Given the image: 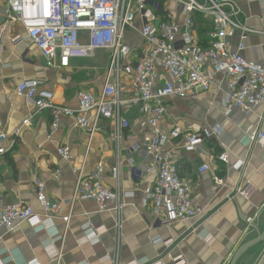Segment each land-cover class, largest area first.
Here are the masks:
<instances>
[{
	"label": "crops",
	"instance_id": "1",
	"mask_svg": "<svg viewBox=\"0 0 264 264\" xmlns=\"http://www.w3.org/2000/svg\"><path fill=\"white\" fill-rule=\"evenodd\" d=\"M231 1L238 5V21L248 29L242 55L264 66V0ZM7 8L6 0H0V16ZM137 22L136 28L140 26ZM196 25L202 38L208 23L199 19ZM24 34L23 25L17 21L3 39L0 134L7 137L0 140V147L6 149L0 153V207L20 203L40 211L32 188L35 178L45 182L49 201L69 203H62L54 215L42 217L43 229L36 230L24 221L4 234L0 239V264H152L157 260L162 264H178L176 257L185 264H229L237 247L263 230L264 144L251 143L248 134L258 129L264 133V103L250 115L237 109L225 113L223 74L216 75L208 91L167 99L161 124L165 133L175 126L188 132L218 126L222 133L203 141L192 152H180L179 177L188 183L193 202L202 207V212L193 219L174 221L165 227L144 205L145 191L155 182L157 169L144 146L135 148L143 144L136 108L124 110L130 128L123 131L119 142L108 120L99 122L100 129L91 140L72 117H60L53 127L48 110L23 123L34 114V106L15 93L20 80H40L38 90L50 92L53 102L76 107L78 89L100 90L109 53L99 50L93 57L73 58L68 67L60 68L48 64L29 42L12 44L15 36ZM131 38L138 41L133 49L138 48L141 41L138 32ZM238 41L236 34L231 38L232 46ZM98 64H103V71L99 72ZM16 128H20L19 136H11ZM173 143L174 140L168 141V147ZM59 146L70 148L69 160L58 155ZM222 152L228 154V163L218 159ZM99 161L106 168V186L125 193L119 230L115 226V200L109 202L112 209L105 211H100L94 200L77 199L71 203L79 172L91 175ZM239 161L241 165L237 167ZM117 163L118 178L112 173ZM202 165H208L209 170L199 172ZM56 169L61 171L59 182L52 179ZM216 177L224 179V184L216 185ZM238 186L243 194H235ZM69 214L66 224L63 218ZM85 222L106 229L98 243L86 242L81 228ZM167 239H172L171 245L163 243ZM53 248L61 249L60 257L50 254ZM236 264H264V241L247 250Z\"/></svg>",
	"mask_w": 264,
	"mask_h": 264
},
{
	"label": "built area",
	"instance_id": "2",
	"mask_svg": "<svg viewBox=\"0 0 264 264\" xmlns=\"http://www.w3.org/2000/svg\"><path fill=\"white\" fill-rule=\"evenodd\" d=\"M6 13L0 16V64L4 62V36L14 22H20L24 35H17L12 44L31 43L46 62L66 68L73 58L93 57L99 50H109L101 88L98 92L80 88L75 93L76 107L57 104L48 91H39L40 80L23 79L15 93L34 106V114L23 121L27 124L38 112L51 113L53 127L62 116L72 117L89 140L96 134L101 120L110 121L116 141L122 137L130 121L124 115L127 108H136L139 115L138 130L142 145L150 161L156 166L157 176L145 191L144 205L162 226L174 221L190 220L202 212L195 204L191 189L178 174L177 160L181 151L192 152L206 140L222 133L218 126L202 127L197 132L183 131L175 126L168 133L161 124L166 114V101L171 97L184 98L199 91H208L216 75L226 77L222 105L225 113L237 109L250 115L264 103V66L247 60L242 51L248 29L238 21V5L231 0H6ZM195 14L208 23L204 36L196 30ZM140 26L138 28L137 22ZM137 30L140 46H129L125 29ZM238 34L239 41L232 46L231 38ZM132 54V56H131ZM20 128L11 132L19 136ZM7 137L0 134V140ZM251 143L263 145L264 133L254 130L248 134ZM174 140L171 147L167 143ZM13 141L11 143V146ZM5 148L0 147V153ZM58 155L71 158L68 146H59ZM218 159L228 163V154L222 152ZM241 165V161L237 164ZM209 170L202 165L198 171ZM106 168L99 161L89 176L78 174L71 203L77 199L94 200L100 211L111 210L109 202L115 200V226L119 230L120 209L125 193L112 191L104 183ZM119 163L112 168L118 178ZM61 171L56 169L52 179L60 181ZM216 185L224 179L216 177ZM45 182L35 178L33 192L40 211L26 204L0 207V239L18 224L27 221L36 230L43 229L42 217L54 215L63 202L49 201ZM235 194L243 189L235 187ZM231 196L230 198H232ZM69 203V202H68ZM70 214L63 218L67 224ZM247 221H251L248 218ZM89 244L100 241L105 228H95L91 222L82 225ZM156 242V241H154ZM172 239L163 240L171 245ZM51 255L61 256L60 248H53ZM108 258V257H107ZM176 257L178 264H185ZM35 264V263H34ZM152 264H162L157 260Z\"/></svg>",
	"mask_w": 264,
	"mask_h": 264
},
{
	"label": "water",
	"instance_id": "3",
	"mask_svg": "<svg viewBox=\"0 0 264 264\" xmlns=\"http://www.w3.org/2000/svg\"><path fill=\"white\" fill-rule=\"evenodd\" d=\"M264 241V228L263 230L260 232H257V236L254 237L253 239H250L244 243H242L239 247H237V249L234 251L229 264H236V262L238 261V259L244 254L246 253L247 250H249L251 247L257 245L260 242Z\"/></svg>",
	"mask_w": 264,
	"mask_h": 264
},
{
	"label": "rangeland",
	"instance_id": "4",
	"mask_svg": "<svg viewBox=\"0 0 264 264\" xmlns=\"http://www.w3.org/2000/svg\"><path fill=\"white\" fill-rule=\"evenodd\" d=\"M135 24H138V22H135ZM135 33H137L135 30H132V29H125V31H124V38H125V36L126 37H129V38H131L132 36H134L135 35ZM137 39H132L131 38V40L130 39H127L126 41H125V43H127L129 46H131V47H133V46H135L136 44H137ZM102 52H104L106 55L109 53V50H102ZM131 56H132V54H131ZM95 63H98V62H96L95 61ZM97 65V64H96ZM98 66H101L100 68H99V72H101V70L103 71V64H98ZM96 70L95 71H93V73L94 74H96ZM93 74V75H94ZM58 104V103H57Z\"/></svg>",
	"mask_w": 264,
	"mask_h": 264
},
{
	"label": "trees",
	"instance_id": "5",
	"mask_svg": "<svg viewBox=\"0 0 264 264\" xmlns=\"http://www.w3.org/2000/svg\"><path fill=\"white\" fill-rule=\"evenodd\" d=\"M194 18H195V20H196V22L199 20V19H203L202 17H200V15L199 14H195L194 15ZM204 21V20H203ZM201 38V37H200Z\"/></svg>",
	"mask_w": 264,
	"mask_h": 264
}]
</instances>
